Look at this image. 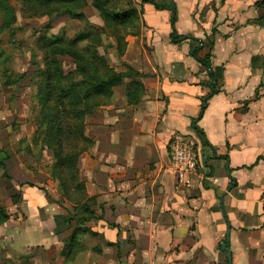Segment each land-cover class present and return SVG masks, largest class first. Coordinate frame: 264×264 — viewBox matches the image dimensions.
Here are the masks:
<instances>
[{"label":"crops","instance_id":"0c3cea01","mask_svg":"<svg viewBox=\"0 0 264 264\" xmlns=\"http://www.w3.org/2000/svg\"><path fill=\"white\" fill-rule=\"evenodd\" d=\"M152 1L166 10L137 1L139 37L121 59L141 76L140 102L127 106L117 87L110 105L85 122L94 146L79 176L92 218L79 227L86 233L70 259L76 226L65 220L85 215H69L74 206L57 193L46 163H28L30 175L8 160L15 198L10 213L0 207L8 217L0 253L15 264H227L220 248L227 231L231 264H264V0ZM168 10L184 39L176 45ZM194 39L210 70L191 55ZM3 110L0 150L9 156L30 134ZM176 135L198 156L182 183L168 155Z\"/></svg>","mask_w":264,"mask_h":264},{"label":"trees","instance_id":"16d2710c","mask_svg":"<svg viewBox=\"0 0 264 264\" xmlns=\"http://www.w3.org/2000/svg\"><path fill=\"white\" fill-rule=\"evenodd\" d=\"M20 5V14L27 19L41 17H68L71 20L83 21L84 9L88 0H15ZM91 6L97 10L105 27L110 30L115 42V50L122 54L125 50V38L136 35L140 11L126 4L125 8L115 0H89ZM126 2L118 0L117 2ZM129 2V0H127ZM143 4H150L157 11L166 10V4H157L152 0H141ZM171 11L170 26L172 44H178L181 38L175 32L176 13ZM8 12L12 13L10 9ZM215 30L212 31L214 34ZM104 31L81 32L72 39L62 36H41L36 41V48L42 58V70L39 72L41 89L36 95L37 121L34 144L41 142L42 149L48 151L53 158L51 177L58 182L61 195L71 202L77 211L84 214L78 220L67 219L65 223L75 222V230L71 239L66 244V258L70 259L77 254L81 245L78 238L86 231L80 226L92 218L90 200L84 202V184L79 182L77 163L84 151L93 145L84 136V119L90 116L96 109L110 105L113 98V89L122 84L126 76L139 78L140 75L129 67L126 72L118 73L109 66L104 56L98 55V49L102 48L101 35ZM197 43L193 57L205 69L210 70L209 54L203 59L197 58L203 45L200 40H192ZM212 46V44H210ZM111 47V46H109ZM60 58H69L74 66L73 72L65 73ZM211 76L210 88L215 94L213 76ZM144 93L142 84L131 80L125 86L124 97L127 106H136ZM202 112V110H201ZM82 145V147L80 146ZM8 156L0 150V172L3 178L10 180L11 176L6 171ZM8 217L0 208V225L6 223Z\"/></svg>","mask_w":264,"mask_h":264},{"label":"rangeland","instance_id":"374dc122","mask_svg":"<svg viewBox=\"0 0 264 264\" xmlns=\"http://www.w3.org/2000/svg\"><path fill=\"white\" fill-rule=\"evenodd\" d=\"M117 1L118 0H115L114 2L119 3V6L121 4L123 8H125L128 3L130 6L129 8L133 7L139 10L137 3L139 0H129V2L127 0H125L126 2ZM10 9L13 11L12 13L8 12ZM20 10V5L15 0H0V116H2L3 109L7 108L6 111H9L12 116L21 117L18 126L21 130L28 131L30 134L28 138L25 135V137L19 141L17 147L14 148V154L9 155L8 159L12 167L13 164L17 166L20 165L21 171L30 175L34 174L31 173L34 167H30L28 163L35 162L36 167H38L37 164L43 166L46 163L44 165L45 172L49 175V180L56 185L57 193L61 195L58 182L51 177V169L54 163L52 155L48 151L42 149L40 145L41 142H37V144L33 143V140L40 141L35 137L36 115L38 113L35 97L39 94L41 89L39 72L42 70V58L36 48V41L39 37L44 35H64L66 38L72 39L81 32L89 31L90 29L104 31L101 35L103 46L97 50L98 55L104 56L109 66L112 67L115 72L124 73L126 72L127 66L121 62V59L127 51V47L130 45L131 41L139 37L140 23L138 21L139 26L137 28V34L125 38V50L122 54H119L115 50V42L110 30L105 27L106 24L100 13L91 6L89 0L87 6L81 11L84 15L83 21L57 16L27 19L20 14ZM59 60L62 63L65 73L74 71V66L69 58H60ZM126 78H128V83L131 79L133 81H139V78L136 79L134 76H126L122 84L117 87L122 86L123 90H125V86L128 84L124 82ZM107 107L108 106L101 108ZM101 108L96 109L90 116L84 119V136L90 140L93 145L91 148L84 151L79 158L77 163L78 172L80 160L84 155H88L94 146V142L86 135L85 122L87 118L93 116V114ZM80 146L82 147V145ZM10 170L11 167L9 168V162H7L6 171L9 174ZM78 178L79 182H82L79 173ZM12 182V178L7 180L3 178L2 172H0V207H2L6 213L11 212L9 210L11 201H14L15 198L13 195L14 192L11 190V188H13ZM14 188L16 187L14 186ZM40 190L44 191L45 189L42 188ZM48 192L52 193L50 190ZM53 203L60 205L58 201L56 202L53 200ZM76 207L77 205H75V208H71V212H69V215L72 217H76ZM59 212L62 211L60 210ZM6 255V252H3V254L0 253L1 260L3 261L2 264H15V256L6 259Z\"/></svg>","mask_w":264,"mask_h":264},{"label":"built area","instance_id":"2783aa9c","mask_svg":"<svg viewBox=\"0 0 264 264\" xmlns=\"http://www.w3.org/2000/svg\"><path fill=\"white\" fill-rule=\"evenodd\" d=\"M170 168L182 183L183 177L195 171L198 165V156L191 144L181 136H173L168 145Z\"/></svg>","mask_w":264,"mask_h":264},{"label":"water","instance_id":"95a60500","mask_svg":"<svg viewBox=\"0 0 264 264\" xmlns=\"http://www.w3.org/2000/svg\"><path fill=\"white\" fill-rule=\"evenodd\" d=\"M168 8H173V5H169ZM183 40H184L183 38L179 39L180 42ZM194 51L195 50L191 51V55L194 53ZM228 242H229V231H227L226 236H225V241L221 243L220 248L222 252L224 253V257L227 261V264H231V255H230L229 250L227 249Z\"/></svg>","mask_w":264,"mask_h":264}]
</instances>
